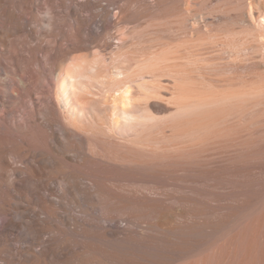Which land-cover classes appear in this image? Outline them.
Returning <instances> with one entry per match:
<instances>
[{"label":"bare ground","instance_id":"bare-ground-1","mask_svg":"<svg viewBox=\"0 0 264 264\" xmlns=\"http://www.w3.org/2000/svg\"><path fill=\"white\" fill-rule=\"evenodd\" d=\"M0 264H264V0H0Z\"/></svg>","mask_w":264,"mask_h":264},{"label":"rangeland","instance_id":"rangeland-1","mask_svg":"<svg viewBox=\"0 0 264 264\" xmlns=\"http://www.w3.org/2000/svg\"><path fill=\"white\" fill-rule=\"evenodd\" d=\"M192 209H193L194 213L196 212V213L194 214V216H196V217H193V211L190 210V211H192L191 214H192V220H193V221H195V220L198 221L197 216H199V215H200V218H202V219L205 218V217H208V214H207L206 211H205V213H206L205 215H206V216H205V215H202V214H204V210H205V208H203L202 206H199V205L196 206V207L194 206ZM194 209H195V210H194ZM196 209H197V210H196ZM202 212H203V213H202ZM152 213H153V212H152ZM156 214H157V213H156ZM201 215H202L203 217H201ZM152 216H153V217L155 216V212L152 214ZM152 216H151V214H150V218H151L150 220H151V221H153V219H155V218H153ZM204 216H205V217H204ZM192 220H191V221H192Z\"/></svg>","mask_w":264,"mask_h":264}]
</instances>
